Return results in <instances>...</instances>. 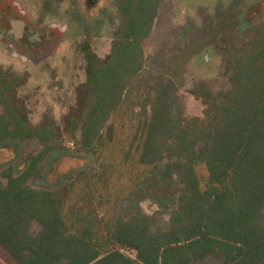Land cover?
Instances as JSON below:
<instances>
[{
    "label": "trees",
    "instance_id": "obj_1",
    "mask_svg": "<svg viewBox=\"0 0 264 264\" xmlns=\"http://www.w3.org/2000/svg\"><path fill=\"white\" fill-rule=\"evenodd\" d=\"M163 1L117 0L122 28L103 60L83 46L84 90L61 126L32 124L12 94L20 80L0 74V140L42 145L22 171L0 172V248L14 264H264V32L225 43L229 89L202 88L204 114L187 118L184 67L207 43L159 73L144 68ZM66 135L94 165L57 188L30 186ZM159 197L176 201L166 225L118 207Z\"/></svg>",
    "mask_w": 264,
    "mask_h": 264
},
{
    "label": "rangeland",
    "instance_id": "obj_2",
    "mask_svg": "<svg viewBox=\"0 0 264 264\" xmlns=\"http://www.w3.org/2000/svg\"><path fill=\"white\" fill-rule=\"evenodd\" d=\"M13 3L25 14L28 22L48 30L61 28L64 39L52 52L36 64L30 59L10 56L0 43V74L5 79L17 78L19 85L12 92L15 104L24 105L29 120L36 125L53 119L59 126L71 110H76L79 95L86 81L84 45L98 60L111 50L116 34L123 25L117 0H0ZM264 32V0H164L150 36L142 42L144 68L152 72L173 65L189 43L204 39L205 47L184 67V86L178 95L185 117L201 118L204 114L201 89L215 95L229 89V72L224 57L225 43L235 46L251 41L256 31ZM38 58V57H37ZM35 59L36 61L38 59ZM22 59H25L23 61ZM42 58H39V60ZM34 61V60H31ZM2 110L0 108V114ZM36 139L25 141L0 140V172L13 168L24 169L27 159L41 150ZM95 163L90 153L76 152L72 136L64 137L63 148L51 155L46 172L30 186L53 189L70 181L75 174ZM176 201L159 197L135 203H121L124 211H139L159 225H166ZM41 227L32 222L28 228L37 236ZM124 253L130 257L133 254ZM0 264H14L0 248ZM193 264H222L215 255H207Z\"/></svg>",
    "mask_w": 264,
    "mask_h": 264
},
{
    "label": "flooded vegetation",
    "instance_id": "obj_3",
    "mask_svg": "<svg viewBox=\"0 0 264 264\" xmlns=\"http://www.w3.org/2000/svg\"><path fill=\"white\" fill-rule=\"evenodd\" d=\"M95 1L88 0V3L93 4ZM2 2L0 1V43L8 44L15 56L30 60L48 57L64 39V35L60 34L63 31L61 28H37L28 22L23 11L14 6V2L6 5Z\"/></svg>",
    "mask_w": 264,
    "mask_h": 264
},
{
    "label": "water",
    "instance_id": "obj_4",
    "mask_svg": "<svg viewBox=\"0 0 264 264\" xmlns=\"http://www.w3.org/2000/svg\"><path fill=\"white\" fill-rule=\"evenodd\" d=\"M5 43H6V40H5ZM4 46H5L7 52H8V54H9L10 56L16 57V56L14 55V53L12 52V50H11V48H10V46H9L8 44H5ZM46 59H47V58L45 57V58H42V59H40V60L38 59L37 61H36V60L31 61V60H30V62L33 63L34 68H36V67H37V66H36L37 63L42 62V60H46ZM22 60L25 61V59H22Z\"/></svg>",
    "mask_w": 264,
    "mask_h": 264
}]
</instances>
